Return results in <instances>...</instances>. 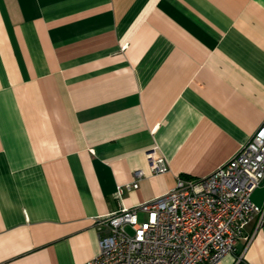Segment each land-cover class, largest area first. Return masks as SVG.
Here are the masks:
<instances>
[{
  "label": "crops",
  "instance_id": "1",
  "mask_svg": "<svg viewBox=\"0 0 264 264\" xmlns=\"http://www.w3.org/2000/svg\"><path fill=\"white\" fill-rule=\"evenodd\" d=\"M263 121L264 0H0V264H84L95 217L212 173ZM245 231L217 264H264V223Z\"/></svg>",
  "mask_w": 264,
  "mask_h": 264
},
{
  "label": "built area",
  "instance_id": "2",
  "mask_svg": "<svg viewBox=\"0 0 264 264\" xmlns=\"http://www.w3.org/2000/svg\"><path fill=\"white\" fill-rule=\"evenodd\" d=\"M157 151L146 152L150 171L165 173L169 163ZM144 174L136 170L135 180L119 185L117 194L138 188ZM263 179L264 121L212 173L178 178L158 197L95 217L100 251L84 264H217L240 238L251 240L245 229L254 219L264 223V207L252 200Z\"/></svg>",
  "mask_w": 264,
  "mask_h": 264
}]
</instances>
